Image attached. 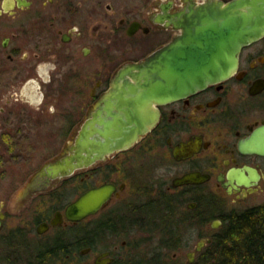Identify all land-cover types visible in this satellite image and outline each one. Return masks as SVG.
Here are the masks:
<instances>
[{
  "label": "flooded vegetation",
  "instance_id": "flooded-vegetation-1",
  "mask_svg": "<svg viewBox=\"0 0 264 264\" xmlns=\"http://www.w3.org/2000/svg\"><path fill=\"white\" fill-rule=\"evenodd\" d=\"M204 1L143 0L141 6L127 14L121 13L117 20L106 18L104 23L93 26L92 0H1L0 23L11 33L0 39V86L9 87L11 79L17 80L13 84L24 85L27 79L45 75L41 51H38L42 40L40 34L35 37L33 33L44 32L47 37H55V32L62 42L74 44L69 64L73 65L75 74L76 62L89 56H94L101 64L122 57L118 69L123 64L145 60L171 43L181 34L174 28L175 17L187 6ZM221 1L227 3L230 0ZM20 33L24 36L31 33V40L24 45V40L18 39ZM92 40L94 45L84 47L79 53L80 44ZM25 48L34 49L33 55L25 58L23 55L19 61ZM117 69L111 75L106 67L97 71L99 77L107 79L105 84L104 79L97 80L91 88L92 99L86 104L87 112L108 90ZM4 88H0V96ZM26 89L28 101L32 102H39L40 95L46 96L48 90L43 82L40 86L38 83L36 89L35 86ZM43 99L35 109L38 118L45 111ZM157 109L158 123L131 148L115 152L71 176L79 179L84 187L79 196L100 186L113 188L105 207L80 222L68 221L64 215L66 206L79 196L64 208L58 204L63 201L65 193L60 190L61 184L69 177L55 180L54 187L35 194L25 205L17 200L24 183L15 194L11 182L7 183L13 159L24 161V147L15 148L19 147L20 140H24V131L30 138L38 139L41 129L51 127L50 122L45 125L36 119L30 120L31 115L24 113L28 112L27 105H24L21 116L24 124L25 115L27 128L23 126V136L17 137L13 132L19 130H11L13 125L0 119V246L5 254L12 251L13 239L19 235L14 234L11 225L14 200L18 204L15 213L18 216L37 203L32 211L39 214L36 215L39 217L36 231L39 236H45L38 237L37 241H47L51 247L48 249L50 255L54 256L58 251L67 253L68 258L77 257L76 264H121L124 259L118 256L119 247L102 245L101 240L108 236L115 240L128 239L139 234V227L144 224L142 214L151 215L155 211L164 216L161 218L163 225L175 217L186 229L192 228L198 239H211L224 225L227 213L244 210L238 209L237 204L248 201L264 189V156L242 150L243 143L264 125V37L242 50L238 69L229 78L187 97L158 105ZM5 112L6 109L1 107L0 118ZM85 117L70 122L67 140L75 136ZM142 160L148 161L146 169L140 166ZM143 169L147 172L141 174ZM147 173L148 181L143 179ZM188 175L196 176L194 181L182 182ZM200 176L205 180L202 181ZM45 197L56 205L50 214L42 216ZM220 199H233L234 206L230 209L213 208L212 205ZM155 207L159 209L155 210ZM252 207L255 206L246 209ZM57 213L61 214L60 224L54 226L52 222ZM42 224H46L47 230L39 233ZM59 228L70 229L77 240L68 243L62 234L53 232ZM126 244L124 240L122 248ZM38 245L36 259L40 264L41 254L46 252L43 243ZM3 254L1 250L0 257Z\"/></svg>",
  "mask_w": 264,
  "mask_h": 264
},
{
  "label": "water",
  "instance_id": "water-1",
  "mask_svg": "<svg viewBox=\"0 0 264 264\" xmlns=\"http://www.w3.org/2000/svg\"><path fill=\"white\" fill-rule=\"evenodd\" d=\"M173 24L181 34L145 60L116 70L108 90L89 109L75 136L31 176L19 191L18 201L25 205L35 194L54 187L55 180L131 148L158 123V105L234 74L242 50L264 37V0H206L187 6ZM242 150L264 156V125L243 143ZM195 177L185 176L182 182H193ZM112 192L107 185L84 192L66 206V219L80 222L98 214ZM60 217L57 213L54 226L60 224ZM45 230L46 224L38 228L39 233ZM210 243V238L200 239L194 251L187 253L189 264Z\"/></svg>",
  "mask_w": 264,
  "mask_h": 264
},
{
  "label": "rangeland",
  "instance_id": "rangeland-1",
  "mask_svg": "<svg viewBox=\"0 0 264 264\" xmlns=\"http://www.w3.org/2000/svg\"><path fill=\"white\" fill-rule=\"evenodd\" d=\"M92 2V24L95 26L100 22L104 23V19L106 18L117 20L119 18L118 15H121V13L125 12V14H127L134 8L141 6L143 0H92ZM1 27H3V29L0 30V39L4 35L11 33V31L7 29V26L0 23V29ZM30 34L28 33L27 36H24V33H20L19 35L21 36L18 35V39H23L25 45L31 40ZM33 34L35 37L37 34H40L39 38L42 40V46L38 51H41L40 55L43 58L42 65L45 68V75L42 77L35 76L32 77V79H27L24 81V85L19 83L18 85L13 84L17 81L14 79H11V85L9 87L4 88L5 85H1L0 88H4V90L2 93L3 95L0 96V108H5L6 112L5 115H3V118L0 119L8 121L10 125H13L11 130H19L18 133L13 132L14 136L22 137L23 134H21V129L23 126L24 129L27 128L25 127L27 121L24 115L23 124L21 110L24 108V105H27L28 112L24 113H29L31 115V117H29L30 120L36 119L39 124L44 123L45 125H48L47 121H49L51 127L41 129L40 134H38V139L30 138V135L24 131V140H20L19 147H15H24V161L13 159L12 162V172L7 183L9 181L11 182L14 194L23 183L24 185L26 184L29 177H31V174L37 171L43 163L61 153L65 143L68 141L69 129L67 127L75 120L79 121L86 115V104L92 99L89 94L91 88L96 84L97 80L104 79V77H99V75L96 74L97 71L102 67H106L108 74L111 75L115 69H117L122 60V57H120L117 60H110L107 64H101L94 56L82 58L76 62L77 74H75L72 69L73 65L69 64V56L70 53L74 52V44L62 42L55 32V37H47V34L45 35L44 32ZM32 40H34V38H32ZM90 44L94 45V40L88 42V44L86 42L81 43L79 46V53H81L84 47L90 46ZM37 45L39 46V42H37ZM54 51H56V54H54ZM33 52L34 49L30 50V48H25L23 53L19 55V61L22 60L21 58H23V55L25 58L27 55H33ZM106 79L103 80L104 84ZM42 82L48 89L46 96L40 95L39 102H32L31 100H29V102L26 88L28 87L30 89L35 86L36 89L38 83L40 86ZM22 91H24V94ZM43 97V104L46 105L45 111L43 112L42 117L38 118V111L35 109L39 103H41ZM140 166L146 169L148 161L142 160ZM145 169H143L141 174L147 172ZM144 175L146 176L143 177V179L148 181L149 174L147 173ZM79 185L81 187L75 189L76 186ZM61 189H63L65 193L62 197L63 201L58 204L61 208H64L67 203L73 201L79 196L84 187L79 183V179L69 177L61 184L60 190ZM45 199L46 202L41 209L42 216L50 214L53 207L56 205L48 201V197H45ZM232 200L233 199H220L212 206L218 210L223 207H229L230 209V207L234 206ZM35 204L37 203L35 202L31 204L28 209H25L24 212L18 216L15 214L17 212L16 209L18 204L15 200L13 201L11 225L14 229V234L19 235L14 237L12 251L9 254L6 255L4 248L0 246V251L2 250V253L7 256V261H5L4 254L1 255L0 264H39L36 259V255L39 254L37 250V248H39L38 243H43V245H45L44 249L46 253L41 254L40 260L43 264H76L77 257L75 258L71 256L68 258L66 255H62V252L59 251L54 256L50 255L48 249H51V247L46 244L47 241H37L38 237L45 236H39L36 231L37 220L39 219L36 215L39 214L32 212ZM262 204H264V189L261 190L259 194L251 197L248 201L239 202L236 207L238 209H246V207ZM158 209L159 208H156L155 210ZM141 212L144 213V209H142ZM154 213L155 214L151 215L142 214L141 218L143 219L144 224L140 225L139 234L130 236L128 239L118 240L111 239L108 236L101 240V244L107 246H109V244H115L118 246V256L124 259L120 262L121 264H188L187 253L194 251L196 244L200 239L196 237L192 228L186 229V226L180 225L179 219L175 217L169 222V225L176 234L170 235L169 232H165L164 225L161 224V218L164 216H160L155 211ZM18 228H22L23 230L18 232L16 230ZM168 230H170V228H168ZM53 232L62 234V237L65 238L68 243L74 242L78 238L74 236V233L72 234L70 229L66 228L55 229ZM77 233L79 232H76V234ZM170 238L176 240L174 249L164 248V241L171 240ZM124 240L127 244L125 245V248H122L121 243ZM174 240H171L170 243H173ZM42 252H44V250ZM198 254L196 255V259Z\"/></svg>",
  "mask_w": 264,
  "mask_h": 264
},
{
  "label": "trees",
  "instance_id": "trees-1",
  "mask_svg": "<svg viewBox=\"0 0 264 264\" xmlns=\"http://www.w3.org/2000/svg\"><path fill=\"white\" fill-rule=\"evenodd\" d=\"M169 224L164 225L165 232L175 235ZM171 240L164 241V248H175L176 240ZM191 264H264V204L227 213L222 228Z\"/></svg>",
  "mask_w": 264,
  "mask_h": 264
},
{
  "label": "bare ground",
  "instance_id": "bare-ground-1",
  "mask_svg": "<svg viewBox=\"0 0 264 264\" xmlns=\"http://www.w3.org/2000/svg\"><path fill=\"white\" fill-rule=\"evenodd\" d=\"M156 209V208H155ZM154 211V210H153ZM154 222V221H153ZM156 223V222H155ZM162 226V225H161Z\"/></svg>",
  "mask_w": 264,
  "mask_h": 264
}]
</instances>
